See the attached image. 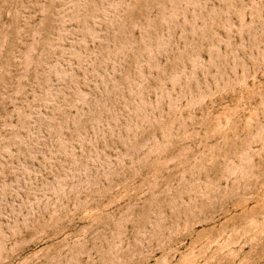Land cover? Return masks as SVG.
I'll return each mask as SVG.
<instances>
[{"label": "rangeland", "instance_id": "rangeland-1", "mask_svg": "<svg viewBox=\"0 0 264 264\" xmlns=\"http://www.w3.org/2000/svg\"><path fill=\"white\" fill-rule=\"evenodd\" d=\"M0 264H264V0H0Z\"/></svg>", "mask_w": 264, "mask_h": 264}]
</instances>
